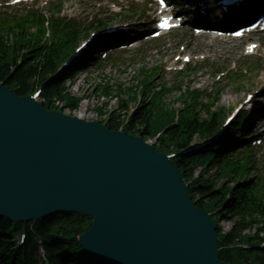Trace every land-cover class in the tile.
<instances>
[{"label": "water", "instance_id": "95a60500", "mask_svg": "<svg viewBox=\"0 0 264 264\" xmlns=\"http://www.w3.org/2000/svg\"><path fill=\"white\" fill-rule=\"evenodd\" d=\"M82 212L106 264H223L175 167L140 139L55 113L0 85V214Z\"/></svg>", "mask_w": 264, "mask_h": 264}, {"label": "trees", "instance_id": "16d2710c", "mask_svg": "<svg viewBox=\"0 0 264 264\" xmlns=\"http://www.w3.org/2000/svg\"><path fill=\"white\" fill-rule=\"evenodd\" d=\"M30 28L26 22H21L9 26L0 34V83L17 97L31 95L40 88L44 110H55L56 103H61L70 111L77 110L78 100L65 93L66 84L72 81V66L56 75L57 67L66 59L75 42H63L51 36L49 43H42L43 29H38L40 36H37L30 33ZM83 62L85 60L81 59L75 63ZM141 75L142 78L136 80L134 91L132 88L125 89V92L133 93V101L138 105L133 115L125 120L128 104L120 102L111 112L103 114L102 110H98L103 116L99 123L110 131L121 128L125 135L138 136L143 140L158 136L153 150L177 154L172 163L189 183L188 193L195 196V205L204 211L220 210V213L234 218L227 233L221 235V230L216 229L219 260L225 263L264 264V249H258V245L264 242V206L255 208L247 204L246 187L237 184L244 172L237 171L229 161L220 160V154L214 153V142L200 148L193 147L195 141H210L215 137L224 115L219 112L215 120L204 125V121H199L195 115L196 103L184 100V108L175 116L173 109L166 104L165 90L155 89L150 84L151 78L144 73ZM174 121L176 125L173 128L164 130ZM198 167L202 170L194 177ZM210 171H214L213 176L206 179L204 175ZM222 182V188L217 189ZM75 220L72 214L48 217L34 222V232L45 245L53 244L51 253L62 255V259L77 261L80 253L73 240L88 226L85 227L82 220L75 225ZM9 229L8 221H0L2 233H8ZM66 240L71 243H65ZM1 242L0 247L5 248Z\"/></svg>", "mask_w": 264, "mask_h": 264}, {"label": "rangeland", "instance_id": "374dc122", "mask_svg": "<svg viewBox=\"0 0 264 264\" xmlns=\"http://www.w3.org/2000/svg\"><path fill=\"white\" fill-rule=\"evenodd\" d=\"M84 2L87 5V1L84 0ZM77 3H81V0H72L64 4V7L67 9L66 15L68 16V19L70 16L76 17L77 12H74L73 5ZM91 9V5H87V10L85 9L84 13L95 14L97 12L96 9ZM70 12L73 13L69 14ZM43 14L48 16L47 13ZM130 21H137V16ZM167 39V41L179 40V44L185 45L191 54H202L207 56L203 69L204 75H187L185 79H183L184 87L189 86L191 89H195L197 87L214 83L215 68L220 69V72L224 70H232V62L237 64V71L246 68L245 63L247 61H244L245 58L242 56L241 47L237 43L229 44L225 42H211L207 38H193L190 34H186L184 31H178L175 33L174 37L169 36ZM259 39L264 43V36L259 35ZM155 50H157L159 54H155ZM173 53L174 51H172L170 55ZM167 54L168 51H166L165 42H160L157 47H153V45L149 44L141 45L139 50L137 49L134 52L129 53V55H132L131 60L121 58V61L115 63L113 61L108 62V60L102 62L98 59V61L101 62V67L99 69L94 70L90 68L87 73H78L72 84L68 86L72 96L80 97L82 99L73 116H79L88 122H99L103 120V116L99 114L98 110H102L103 114L111 112L117 108L119 100H125L126 96L122 95L121 98L119 97L116 100H114L113 97H110V101H108L109 99L101 96L97 89H99L100 86H103L105 81L108 80L113 84L111 86L113 93L118 90L119 85L125 88L134 86L136 84L135 80L138 77V72L142 67L147 69L160 68L161 63ZM190 82L194 83L191 84ZM244 82L245 88L241 89L240 92L235 91L231 83L224 88L219 104L224 107L227 112L231 111L242 100L245 93L256 91L263 86L264 68L261 66V71L249 72ZM160 83L161 80L157 79L156 84ZM169 84L171 85V83ZM249 85H252L253 88H250ZM177 96L178 92L173 89V91L166 97L165 101L166 104H170L169 106H171V108L179 110L181 104L176 101ZM128 107L129 110L135 109L137 107V102L131 101L128 104ZM197 144H201V142L195 141L194 145ZM219 226L224 232L228 231L231 226V221L223 219L219 220ZM76 242L77 245H79V237H77ZM40 250L39 247V253L36 254L38 259L41 258ZM41 260H44V257L41 258Z\"/></svg>", "mask_w": 264, "mask_h": 264}, {"label": "bare ground", "instance_id": "6f19581e", "mask_svg": "<svg viewBox=\"0 0 264 264\" xmlns=\"http://www.w3.org/2000/svg\"><path fill=\"white\" fill-rule=\"evenodd\" d=\"M243 15V14H242ZM246 18V17H245ZM263 98V97H262ZM262 105H259L258 108H260V110L262 109ZM76 120H82V118H80L79 116H75ZM96 250V249H95ZM97 254L99 255L101 264H106L104 259L106 258L105 254L102 252V250L99 249V251H97Z\"/></svg>", "mask_w": 264, "mask_h": 264}]
</instances>
